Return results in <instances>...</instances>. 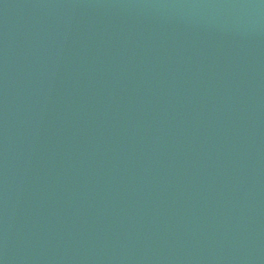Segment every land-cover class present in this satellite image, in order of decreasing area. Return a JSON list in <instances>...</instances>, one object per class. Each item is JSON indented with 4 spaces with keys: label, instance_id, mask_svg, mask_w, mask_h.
<instances>
[{
    "label": "water",
    "instance_id": "water-1",
    "mask_svg": "<svg viewBox=\"0 0 264 264\" xmlns=\"http://www.w3.org/2000/svg\"><path fill=\"white\" fill-rule=\"evenodd\" d=\"M0 264H264V0H0Z\"/></svg>",
    "mask_w": 264,
    "mask_h": 264
}]
</instances>
